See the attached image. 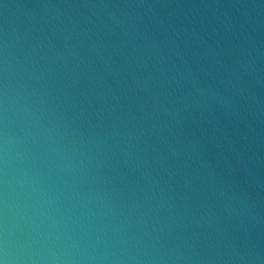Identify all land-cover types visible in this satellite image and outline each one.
Returning a JSON list of instances; mask_svg holds the SVG:
<instances>
[{
  "label": "water",
  "instance_id": "1",
  "mask_svg": "<svg viewBox=\"0 0 264 264\" xmlns=\"http://www.w3.org/2000/svg\"><path fill=\"white\" fill-rule=\"evenodd\" d=\"M0 264H264V0H0Z\"/></svg>",
  "mask_w": 264,
  "mask_h": 264
}]
</instances>
